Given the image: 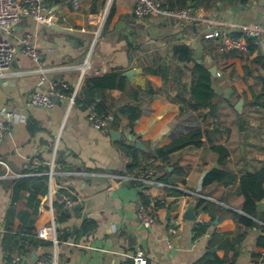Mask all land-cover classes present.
<instances>
[{
	"label": "crops",
	"instance_id": "obj_1",
	"mask_svg": "<svg viewBox=\"0 0 264 264\" xmlns=\"http://www.w3.org/2000/svg\"><path fill=\"white\" fill-rule=\"evenodd\" d=\"M161 1L165 5L178 3ZM205 1L207 8L194 9L200 16L264 24V0H247L244 4L240 0ZM44 3L49 8L51 23L69 29V33L22 16L9 38L15 42L24 33H31L40 60L18 51L11 72L21 74L0 79V109L17 115L6 123L0 156L12 172L19 174L0 178V264L12 256L32 262L53 252L50 240L33 234L34 227L44 223L48 216L49 181L42 172L52 167V184L58 191L74 194L78 199L72 210L54 206L58 264H130V255L136 248L144 251L146 264H201L204 257L223 260L212 264H247L253 252L263 253L264 248L255 244L260 228L245 226L227 214L230 210L250 217L241 210L237 181L264 165V67L252 64L254 54L243 53L242 58L227 64L220 56L214 62L211 44L215 46L217 40L203 38V22L136 18L132 13L134 0H80L77 8L72 7L71 0ZM104 12L107 13L103 21H86L87 15ZM180 42L189 45L191 59L178 60L173 54L172 46ZM130 45H135L136 50H130ZM256 45L264 58V38L257 39ZM195 61L208 68L215 65L221 72L220 76L213 75L215 114L208 107L188 106ZM84 62L81 84L86 76L118 67L125 73L131 72L124 90L109 91V104L111 108L139 106L141 114L134 124L129 126L124 117L116 131L135 136L144 149L130 144L126 135L112 139L113 129L102 133L93 127L89 109L76 103L70 106L68 98L58 99L49 109L23 104V98L31 91L46 89L51 81L66 83L63 91L69 95ZM165 65L169 67L165 80L149 75L150 68ZM245 65H252V74H244ZM259 93L262 94L256 100ZM239 99L242 106L237 110L235 104ZM192 128L205 131V143L168 156L166 168L174 170L173 184H136L114 176L125 172L137 174L144 169L139 163L125 170L136 149L152 152L156 144H168L173 137ZM212 145L223 146L225 154L214 151ZM139 151L138 158H143ZM32 155L40 159L38 167L32 166ZM162 165L164 162L156 159L151 166L152 179L157 180L156 176L163 173L158 169ZM212 169L235 176L234 180L224 182L211 180L205 187L207 194H201V198L222 208L220 214L211 221L208 211L196 207V219H184L186 207L191 203L196 206L199 196L193 192H200L203 176ZM168 187L180 193H168ZM140 192L150 201L162 197L157 207L158 218L147 228L137 218L143 205ZM64 212L67 219H62ZM210 221L205 230L200 228ZM215 227L222 232L221 238L215 246H209Z\"/></svg>",
	"mask_w": 264,
	"mask_h": 264
},
{
	"label": "built area",
	"instance_id": "obj_2",
	"mask_svg": "<svg viewBox=\"0 0 264 264\" xmlns=\"http://www.w3.org/2000/svg\"><path fill=\"white\" fill-rule=\"evenodd\" d=\"M71 4L73 8H77L80 5V0H71ZM106 13L104 12L100 15L89 14L86 16V21L88 23L103 21ZM132 13L136 18H176L188 23L201 21L205 24L203 37L211 40L216 39L217 47L215 51L220 54L230 49L246 53L247 38H264V24L259 22H238L232 19L207 18L197 14L190 6L168 8L162 4L161 0H134ZM22 16L31 17L45 26H50L51 24L49 8L44 3V0H0V79L6 75L13 74L15 77H18L21 74L18 71L11 72V65L18 51L35 61L40 60L41 54L34 44L33 35L31 33H24L15 42H12L9 38L13 27L16 26ZM85 66L86 62L81 64V73L78 77L75 89L69 95H66L63 91L67 87L66 83L51 81L48 88L31 91L23 98V104L36 105L49 109L56 102L55 99L68 98L71 106L74 104L75 96L81 88ZM215 75L220 76L221 72L216 70ZM16 118L17 115L9 109H0V143L3 141L7 132V121ZM112 118L113 117L110 113L99 115L93 110H89V120L92 126L100 130L102 133L110 132ZM30 161L33 167H38L41 162L36 155H32ZM155 161L156 159L152 157L149 160L150 165L146 169H141L137 174L125 172L114 174V176L122 180H131L136 184L145 183L158 186H169L152 179V172L154 171L151 170V166ZM51 165H53V161ZM0 168L3 169V172L0 173V178L19 176V174L11 171L9 165L1 156ZM42 173L47 175L49 181V190L46 196V210L48 216L44 223H40L34 227V235L38 238L50 240L52 242L53 252L41 255L32 262L25 261L20 256H12L1 264H58L57 254L54 250L58 242L54 206L55 204H58L61 206V209L72 210L76 206L78 199L74 194L58 191L57 187L52 184V176L54 173L53 167L50 168L49 171ZM193 194L199 197L202 196L199 193V190H195ZM156 201L161 202L162 197L157 196L154 200H151L148 205L140 206L137 218L142 227L147 228L157 220ZM170 231L173 232L174 229L171 228ZM130 258V264H146L144 251L140 248H136L130 255ZM247 264H264L263 256H252L247 261Z\"/></svg>",
	"mask_w": 264,
	"mask_h": 264
},
{
	"label": "trees",
	"instance_id": "obj_3",
	"mask_svg": "<svg viewBox=\"0 0 264 264\" xmlns=\"http://www.w3.org/2000/svg\"><path fill=\"white\" fill-rule=\"evenodd\" d=\"M62 1V0H54ZM204 0H178V3L168 2V8H182L186 6H190L193 10L197 7L207 8L208 5L204 2ZM207 1V0H206ZM205 1V2H206ZM242 4L247 2V0H240ZM237 35V34H234ZM204 38V37H203ZM205 40L210 41L209 39L204 38ZM256 38L249 37L246 39L247 41V53L254 54L252 59V64H260L264 67V58L262 54L259 52L256 45ZM217 47V43L215 46L211 44V57L214 62H216V58L224 57L225 63H230L233 60L240 59L243 57V53L241 51L230 49L224 53H218L215 51ZM139 48V47H138ZM130 50H136L135 45H130ZM214 49V50H213ZM173 54L176 56L178 60H189L192 58V52L188 44L184 42L177 43L172 46ZM213 51V52H212ZM244 74L250 75L252 74V65L251 66H243ZM192 73L195 76L193 85L190 89V97L191 101L188 106L196 109L198 107H208L212 114H215L216 104L213 103V98L215 96V91L213 89V81L215 77L211 75L208 71V67H206L205 63L201 61H195L194 66L192 68ZM169 74V67L167 65L163 67H154L149 69V75L151 76H160L162 79H166ZM216 76V75H215ZM128 81V76L124 72V69L121 67L114 68L109 72H105L99 75H91L86 76L83 84L77 95L75 96L74 103L80 104L88 108L89 110H93L99 115H106L110 113L112 115V121L110 124V129L117 130L122 118L128 119V125L132 126L136 119L140 117L141 109L137 104H129V105H121L117 108H111L109 104V91L114 88H118L120 90H124ZM260 94L255 96L256 100L260 98ZM205 131L201 128H192L187 132L177 135L172 138V140L165 145L157 147L153 149L152 152H143L136 149V151L140 152V155L144 157L138 158V153L136 151L133 152V160L126 164L125 170H131L136 167L139 163H141L142 168L146 169L150 163L149 160L154 157L155 159H160L164 162L165 165L159 166L158 169H161L163 173H160L156 176V179L167 184H173L175 178L171 175L174 173V170L168 171L166 166L168 156L179 149L185 147H195L199 148L204 145L206 135ZM126 149V147H124ZM212 149L218 153L225 154L226 150L221 145H212ZM235 176L230 175L228 172L223 170L212 169L205 173L202 180L200 194H207L205 192V187L211 182V180H217L224 182L226 179L234 180ZM168 193L173 192L179 194L180 191L174 190L173 188H166ZM237 191L242 196L241 210L249 215L250 217L244 216L242 214H238L234 211L227 210V214L232 218L237 219L240 223L244 224L248 227H259L260 235L257 236L255 244L258 247L264 248V212L260 211L256 207L257 201L264 198V165H262L256 172L248 173L242 175L237 181ZM140 202L143 205H148L150 200L143 194L139 193ZM156 206H160V202L156 201ZM196 207L203 211H208L211 214V221L214 219L216 214H220L221 207L217 204L210 203L204 200L201 197L196 198ZM69 216L66 212L63 213L62 219H67ZM262 222V224L258 223L255 219ZM208 222L206 226H203L201 229H206L209 224ZM86 224L84 223L85 229ZM216 228V227H215ZM200 231V229H199ZM34 234V229H33ZM219 234L222 232L218 231V229H214L212 233H210V241L209 246H215L217 241L221 238ZM35 236V235H34ZM33 240V239H32ZM262 255L264 259V252H253L252 256ZM222 259H210L208 257H204L200 259L201 264H212L214 262H222Z\"/></svg>",
	"mask_w": 264,
	"mask_h": 264
},
{
	"label": "water",
	"instance_id": "obj_4",
	"mask_svg": "<svg viewBox=\"0 0 264 264\" xmlns=\"http://www.w3.org/2000/svg\"><path fill=\"white\" fill-rule=\"evenodd\" d=\"M50 27L55 29V30H57V31L63 32V33H67V34L69 33V29L60 27V26H58L56 24H52L51 23ZM208 71L211 73V75H215L216 66L212 65L211 67L208 68ZM130 73L131 72H127L126 74L130 75ZM55 101H57V99H55ZM241 106H242V99H239L236 102V104H235V109L240 110ZM110 133H111L112 139H114V140L120 139V138L123 137V135H126L127 136V141L130 144L134 145L137 148L144 149V145H142L141 142L138 139H136V137L133 136V135H129L126 132H119V131H116V130H112ZM155 147L157 148L158 144H156ZM256 206H257L258 209L264 210V199H261V200L257 201ZM195 208H196L195 204H192V203L189 204L186 207L185 211L183 212L182 217L184 219H196Z\"/></svg>",
	"mask_w": 264,
	"mask_h": 264
}]
</instances>
